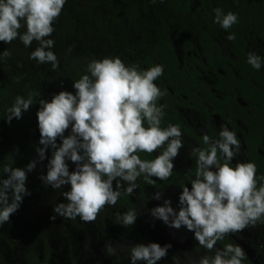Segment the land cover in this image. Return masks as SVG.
<instances>
[{
    "label": "clouds",
    "instance_id": "obj_1",
    "mask_svg": "<svg viewBox=\"0 0 264 264\" xmlns=\"http://www.w3.org/2000/svg\"><path fill=\"white\" fill-rule=\"evenodd\" d=\"M65 3L66 0H0V42L11 43L19 37L29 47L35 40L39 46L29 58L41 64L50 63L56 69L59 61L50 50L54 41L46 37L54 32L53 24ZM213 11L215 22L225 30L238 22L233 12L224 14L220 8ZM22 27L26 28L23 34L19 31ZM227 38L234 40L235 36ZM10 56L11 52L5 50L0 59ZM247 62L255 69L262 66L261 57L255 53L248 54ZM87 73L73 82L75 94L60 91L50 101L39 100L36 117L42 147L36 148L37 159L24 168H3V176L6 174L7 178H0V226L9 223L23 198L31 195L26 188L28 173L46 159L49 148L53 152L47 173L39 179L54 190L70 185L69 191L61 193L67 202L57 203L53 208L55 215L50 217L53 221L58 215L94 222L105 206L117 203L121 189L128 195L134 192L141 174L159 180H167L172 175L173 161L184 143L178 125L161 127L165 106H158V101L165 92L154 81L163 75V66L141 70L138 65H126L119 57H105L90 60ZM37 94L30 93L27 98L17 96L7 110L6 122L21 119ZM70 126L71 133L65 137ZM219 135L218 140L203 135L204 144L210 147L192 149L198 156L195 179L191 190L182 187L179 210H174L168 199L163 200L162 206L150 210L152 217L170 228L185 227L208 250H213L225 236L264 220V183L257 186L256 164L238 162L235 167L231 166L239 155L240 141L227 126ZM58 138L62 140L59 145ZM161 149L153 160H142L137 155ZM218 153L222 154L223 163ZM66 161L75 164V170L70 172ZM113 181H116L115 188ZM121 181L127 182L126 189ZM161 198L159 191L152 196L155 200ZM137 216L138 211L133 209L118 216L117 222L129 227L135 224ZM171 247V244L161 246L155 242L136 244L130 248V264L138 261L157 264ZM106 250L109 255L117 251L111 244ZM244 259L246 253L241 246L227 244L217 249L214 256L201 257L194 264H242Z\"/></svg>",
    "mask_w": 264,
    "mask_h": 264
},
{
    "label": "trees",
    "instance_id": "obj_2",
    "mask_svg": "<svg viewBox=\"0 0 264 264\" xmlns=\"http://www.w3.org/2000/svg\"><path fill=\"white\" fill-rule=\"evenodd\" d=\"M82 2L87 19L92 12L99 24L106 26V21L109 20L113 24L130 27L133 33L147 38L146 45H139L135 59L141 70L156 65L163 66V75L154 81L161 91L165 92L158 101V106H165L161 121L162 128H166L169 124L178 125L182 136L195 142L196 148L204 149L209 148L210 145L204 144L203 135L195 133L180 120L179 113L180 111L196 113L202 121L206 134L214 139H220V133L213 129L211 122L213 117L218 118L228 125L230 131L236 133L240 141L237 163H255L257 186L264 183V180H261V177H264V73L247 62L250 44L258 42L264 48V0H155V2L154 0H82ZM216 8L222 9L224 14L228 12L237 14L238 22L227 30L223 29L215 22L213 10ZM161 12L188 22L194 21L195 15L204 16L203 20L206 21L210 14L213 15L214 25L226 35L228 52L232 58L225 55L221 46L213 39L214 25L204 21L205 29L199 25L195 27V46L188 39L183 38V31H188L185 24L175 32L174 40L181 50V58L178 61L174 53L173 39L168 33L169 21L162 17ZM67 23L70 26L73 24L70 20ZM229 35H234L235 39L229 40L227 38ZM261 60L264 66V59ZM122 61L125 63L124 60ZM75 81L74 78H70L69 86L64 84L60 91L75 94V89L72 87ZM28 96L29 93L24 98ZM51 98L37 94L33 97V105L23 113L22 118L19 120L14 118L10 123L6 122L5 118L10 107L3 102L0 103V178H7L6 174L3 176L5 166L24 168L30 161L37 159L36 148L42 145L39 144L40 133L36 112L40 107V99L49 101ZM64 136H68L66 131ZM61 143L62 140L58 138L57 145ZM52 152L51 148L47 150L46 159L42 161L44 164H48ZM137 155L142 160H153L157 156L156 153L144 152ZM180 155L186 160V167L174 168L167 180L141 174L136 180L138 188H149L155 193L159 191L162 194L176 191V203L180 207L179 195L182 187L191 188L198 159L192 151ZM218 156L223 163L222 154L218 153ZM231 166L235 167L233 164ZM32 172L28 173L26 188L30 193H40L39 199L52 209V201L46 192V188L49 187L38 182ZM121 183L126 189L127 182L121 181ZM115 184L116 181H113L114 188ZM66 186L70 189V185ZM118 201L125 213L133 210L129 195L124 189H121ZM257 224L264 226V220L258 221ZM134 235L137 244L146 245L144 237L139 236L138 233ZM191 238L195 244L194 234ZM217 244L224 248L229 244L227 236L217 241Z\"/></svg>",
    "mask_w": 264,
    "mask_h": 264
},
{
    "label": "rangeland",
    "instance_id": "obj_3",
    "mask_svg": "<svg viewBox=\"0 0 264 264\" xmlns=\"http://www.w3.org/2000/svg\"><path fill=\"white\" fill-rule=\"evenodd\" d=\"M161 15L169 21L168 33L173 39L174 53L180 61L181 50L175 43V32L185 24L188 31H183V38L195 46V27L199 25L205 29L206 20H203L202 15H195L194 21L190 22L178 20L164 12H161ZM212 17L210 14L206 22L214 25ZM68 20L73 22L72 26L67 23ZM106 22V26L99 24L92 12L87 19L82 0H66L59 18L53 24L54 32L50 37H46L54 41L50 50L59 61L54 70L50 63L41 64L29 58L30 53L39 46L37 41L34 40L29 47H25L19 37L11 43L0 42V55L5 50L11 52L10 57L0 59V103L11 107L17 96L24 98L26 94L33 92L51 98L59 93L64 84L69 86L70 78L78 80L79 76L88 74L87 64L92 59L119 57L128 66L137 65L135 58L138 47L140 44L146 45L147 38L133 33L130 27L113 24L109 20ZM214 28L213 39L221 46L223 53L232 58L228 52L226 35L215 25ZM19 31L23 34L26 28L22 27ZM128 49L129 52L125 51ZM249 53H255L264 59V48L258 42L250 44ZM260 69L264 73L263 64ZM179 114L180 120L195 133L206 134L196 113L180 111ZM211 124L218 133L224 126L228 127L216 117H213ZM66 132L68 135L71 133V126ZM182 140L184 147L179 150L180 154L191 153L192 149L197 147L195 142L184 136ZM159 152L160 150L154 153L159 155ZM180 154L173 161L174 168L187 166L186 160ZM237 161L238 156L231 163L236 165ZM67 163L70 171L75 170V164L71 161ZM211 170L215 171V168ZM32 173L38 182H42L39 177L46 175L47 165L40 162ZM47 187L49 189L46 188V192L52 201V209L39 199L40 193L31 192V195L23 198V203L11 216L10 222L0 226V264H130V248L137 244L135 233L144 237L146 244L155 242L161 246L172 245L167 256L157 261V264H194L201 257H212L217 249H221L215 246L213 250H208L196 240L194 244L191 238L193 233L185 227L170 228L151 216L150 210L162 206L164 199L170 200L171 207L178 211L176 191L162 194L160 200H155L152 199L155 193L153 190L137 186L129 195L132 208L138 211L137 220L134 225L124 227L117 222V217L125 213L119 201L115 205L105 206L91 223L82 221L78 216L70 219L57 215L54 221L51 220L50 217L55 215V205L67 202L61 193L70 189L66 185L59 190ZM186 187L191 190L189 186ZM227 236L231 243L241 246L244 250L257 245L263 246L264 249V231L256 225ZM109 244L116 248L115 255L107 253ZM137 264L145 263L138 261Z\"/></svg>",
    "mask_w": 264,
    "mask_h": 264
},
{
    "label": "flooded vegetation",
    "instance_id": "obj_4",
    "mask_svg": "<svg viewBox=\"0 0 264 264\" xmlns=\"http://www.w3.org/2000/svg\"><path fill=\"white\" fill-rule=\"evenodd\" d=\"M261 230L264 231V226L256 224ZM227 239L229 241V244H233L230 242L228 236ZM236 245V244H234ZM217 247H220L223 249V247L219 244H216ZM246 253V259L242 261V264H264V249L263 246H253L249 248L248 250H244Z\"/></svg>",
    "mask_w": 264,
    "mask_h": 264
}]
</instances>
